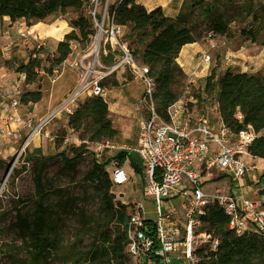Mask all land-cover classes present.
Segmentation results:
<instances>
[{"label": "rangeland", "instance_id": "374dc122", "mask_svg": "<svg viewBox=\"0 0 264 264\" xmlns=\"http://www.w3.org/2000/svg\"><path fill=\"white\" fill-rule=\"evenodd\" d=\"M106 1L100 0V5ZM178 1L172 0L168 9L173 14H176V9L179 10L177 14L180 12L187 14L190 26L200 35L196 49L191 52L192 69L203 70L204 75L198 80L197 86L201 87L204 84L205 78L214 68L217 69L219 78L226 69L239 70L247 58L252 60L253 66L262 61V66L257 71L250 72L253 86L262 88L264 86V46L262 45L264 0H206L214 3L216 12L224 15L229 27L226 33L211 37L210 19L203 15L201 8H195L191 0H182L179 9L178 6H174ZM114 2L116 0H109L108 4ZM86 8L84 10L87 14ZM168 9L166 10L169 11ZM72 18L74 14L61 16L60 24L64 26L62 39L66 33L75 29L71 22ZM29 28L25 19L11 21L9 17H0V30L9 32L11 36V39L0 38V91L17 80L21 81L26 92L40 89L43 93L42 100L30 104L27 110L33 112L35 110L34 114L42 116L46 111H52L77 89L85 70L65 64L58 69V72L53 71L50 74L41 71L34 83L24 82L16 68L26 63L31 56L40 57L43 65L48 67L50 63L47 59L53 57L58 42V39L52 36L39 38L35 33H30ZM90 45L91 41L77 42V47L67 58V63L89 55ZM204 52L212 57L209 65L198 61L200 54ZM245 52H250L253 59L245 56ZM87 60L85 59L84 62L88 63ZM105 83L107 88L105 100L109 104V116L113 126L119 131L114 141L134 145L137 140L138 120L143 114L140 103L143 84L123 68L109 76ZM185 84L184 77H179L175 85L179 96ZM195 110V114L205 113L214 122L218 121V109L214 97L199 101ZM68 119L67 115L53 119L46 127V131L60 135L66 130L67 136L70 137L69 142L58 146L45 138L35 137L26 152L17 160L16 151L21 140L17 142L0 140V151H2L0 161H5L4 165L0 164V264H30V251L24 238L25 234L17 225V217L23 215L29 221H33V213L39 202L36 187V177L39 175L42 177L44 187L42 201L46 215L45 228L58 241V250L52 251L42 264H144L127 251L120 258L98 254L102 247L108 245V239L114 237L118 225L103 213L101 200L85 175L91 168L93 160L106 162L114 155L107 152L98 155L93 148L88 147L80 159L70 162L74 154L71 148L78 146L75 138L83 136L87 139L89 133L86 130L72 132L68 128ZM63 149H66L64 159L59 155ZM113 162H110L106 168L109 173ZM123 164L130 179L122 185L112 186L111 192L115 203L132 206L142 201L146 217L154 220L155 205L145 200L144 179L140 171L135 170V165H138V168L144 165L142 157L138 153H133ZM263 168L264 163H256V169L251 172L253 176L248 178L251 185L256 184L253 181L254 176L257 182L264 181ZM228 180L216 179L209 182L206 188L208 191L216 188L224 191L227 189ZM261 186L264 187V182ZM169 203L181 208L179 200L170 199ZM170 260V264H188L181 253L171 254Z\"/></svg>", "mask_w": 264, "mask_h": 264}, {"label": "built area", "instance_id": "2783aa9c", "mask_svg": "<svg viewBox=\"0 0 264 264\" xmlns=\"http://www.w3.org/2000/svg\"><path fill=\"white\" fill-rule=\"evenodd\" d=\"M108 2L100 5V0H87V14L95 30L91 35L89 55L70 63L66 60L54 70L58 72L68 64L80 67L85 73L77 89L57 107L38 116L27 110L28 106L22 102L25 90L20 80L2 88L0 140H21L16 160L35 137L54 144V133L46 131L48 124L62 115H72L86 98H105L107 88L103 82L123 68L143 84L140 98L143 114L138 120L135 144H120L114 139L92 143L79 137L75 139L76 144L86 143L98 155L125 153L127 159L138 153L143 159L144 165L139 169L144 179V198L155 205L156 217L154 220L146 217L142 201L130 207L128 253L144 264H170L173 253L183 254L188 264H199L197 248L210 243L215 250L219 244L217 239L211 240L210 228L203 221L210 205L223 210L229 218L228 227L237 234L242 235L250 229L264 232V195L258 196L255 177L256 184L251 185L248 180L258 159L250 153L249 147L260 133L251 124H243L241 115L238 123L227 126L221 118L214 122L208 114H195L199 103L196 91L200 86L197 83L204 76L203 70L198 68L189 72L182 94L167 106L165 115L160 114L154 98L156 81L150 67L138 60L130 49L124 39L126 27L115 21L110 8L112 4ZM209 34L215 36L212 32ZM1 37L11 39L9 32L0 30ZM73 43L72 51L77 47V42ZM198 61L209 65L212 57L204 52ZM21 75L25 82L26 75ZM69 141L67 136L64 143ZM113 161L110 169L113 183L128 182L130 176L124 164ZM220 178L229 179L227 189L208 191L207 184ZM170 199L179 200L181 208L170 205Z\"/></svg>", "mask_w": 264, "mask_h": 264}, {"label": "trees", "instance_id": "16d2710c", "mask_svg": "<svg viewBox=\"0 0 264 264\" xmlns=\"http://www.w3.org/2000/svg\"><path fill=\"white\" fill-rule=\"evenodd\" d=\"M191 2L195 8H201L203 15L210 19L212 33L217 35L228 31V22L223 14L216 12L214 3L206 0H191ZM86 5L87 0H0V17L7 16L11 21L25 19L29 26L57 7H61L63 15L74 14L71 22L75 29L58 41L53 57L47 59L50 63L48 67L43 65L40 57L31 56L26 63L16 68V71L26 75V83L36 82L41 71L53 73L71 55L72 41L88 43L91 41V35L95 30L84 10ZM110 8L115 21L126 27L124 39L136 58L149 65L151 75L156 81L154 93L156 109L160 114L165 115L167 106L179 98L175 88L179 77L183 76L182 68L177 61L179 54L185 45L197 42L200 35L190 26L189 17L185 13L180 12L175 17L168 16L161 6L149 10L136 0H118ZM262 45L264 46V41ZM250 77L248 72H233L227 69L218 78L217 69L214 68L205 78L204 84L199 87L196 97L198 101L214 97L220 118L227 126L238 123L239 115L243 124H251L260 134L250 145L249 151L254 157L264 159V86L260 89L255 88ZM103 84L106 85L105 81ZM42 98L43 93L40 89L25 91L22 102L30 106L38 103ZM109 114V104L105 98L101 96L86 98L69 116L68 128L74 133L88 131L87 140L90 143L115 139L119 131L113 126ZM54 135V143L59 146L64 143L67 132L65 130L60 135L55 133ZM78 137L85 139L83 136ZM88 147L86 143L72 147L74 154L69 161L80 159ZM59 155L64 159L66 149H63ZM113 160L123 165L126 155L119 153L106 162L93 160L85 177L91 182L94 192L100 198L103 213L118 225L114 237L108 239V245L102 247L98 254L120 258L127 251V228L131 205L114 201L111 192L114 183L106 169ZM0 164L4 165L5 161L1 160ZM135 170L140 171L137 165ZM36 187L39 202L33 213V221H29L23 215L17 217V225L25 234L24 238L30 251V264H42L52 251L58 250V241L45 228L46 215L42 201L44 187L40 175L36 177ZM203 221L210 228L211 240L217 239L219 244L215 250L211 248L210 243L199 246L196 250L200 259L199 264H264V232L250 229L242 235L237 234L228 227L229 218L217 205L208 207Z\"/></svg>", "mask_w": 264, "mask_h": 264}, {"label": "crops", "instance_id": "0c3cea01", "mask_svg": "<svg viewBox=\"0 0 264 264\" xmlns=\"http://www.w3.org/2000/svg\"><path fill=\"white\" fill-rule=\"evenodd\" d=\"M117 1V0H116ZM138 3H140V4H143L147 9H153V8H155V7H158V6H161L162 8H163V10H164V13L166 14V15H168V16H172V17H175L176 16V14L178 13V11L179 10H175L176 11V14H173V13H171V10L170 9H168V7H169V5L171 4V2H172V0H165V1H167V5L166 6H164L163 5V1L164 0H136ZM174 6H178L179 7V9L181 8V6H182V0H179L178 2H176V3H174ZM166 9H168L169 11H167ZM61 16H62V13H61ZM5 17H7V16H5ZM60 40H62V38L61 39H58V41H60ZM58 43V42H57ZM57 43H56V45H55V47L57 46ZM197 44H198V41L197 42H194V43H189V44H187V45H185L183 48H182V50H181V52H180V54H179V57H178V59H177V61H178V63L180 64V66H181V68H182V71H183V77H184V79L186 80V76L189 74V72L191 71V70H193L192 68L193 67H191L192 66V64H191V52L192 51H194L195 49H196V46H197ZM245 54V56L247 55L249 58H251V59H253L252 58V56H251V54H250V52H245L244 53ZM253 62H252V60H250V59H245V61H244V63H243V65H241V67H240V69L239 70H237V71H234V70H232V69H230L231 71H233V72H248V73H250V72H254V71H257L262 65V61H261V63H259L258 65H255V66H253ZM227 70V69H226ZM258 89V88H257ZM260 89V88H259ZM34 112H35V110H34ZM49 112H47L46 111V113L45 114H43L42 116H44V115H46V114H48ZM218 118H220V115H219V113H218ZM125 163V162H124ZM257 163H264V159H257ZM124 166H125V164H124ZM138 166V165H137ZM264 169V168H263ZM252 174V173H251ZM263 174V172H261V174L260 175H262ZM253 175H251L250 177H252ZM255 177V176H254ZM263 180H264V177L262 178ZM264 181H262V182H256L257 183V186H256V192H257V194H258V196H261V195H263L264 194V187H262L261 185H262V183H263ZM207 187V186H206Z\"/></svg>", "mask_w": 264, "mask_h": 264}, {"label": "bare ground", "instance_id": "6f19581e", "mask_svg": "<svg viewBox=\"0 0 264 264\" xmlns=\"http://www.w3.org/2000/svg\"><path fill=\"white\" fill-rule=\"evenodd\" d=\"M163 5L166 6L167 1L164 0ZM61 13V7L55 8L51 13L30 26V33H35L39 38L52 36L57 39H61L63 37L64 30L63 24H60Z\"/></svg>", "mask_w": 264, "mask_h": 264}]
</instances>
